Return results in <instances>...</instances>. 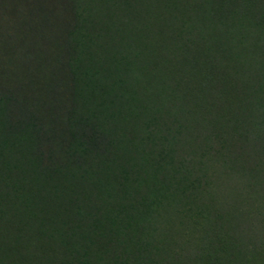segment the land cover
<instances>
[{
	"label": "trees",
	"instance_id": "16d2710c",
	"mask_svg": "<svg viewBox=\"0 0 264 264\" xmlns=\"http://www.w3.org/2000/svg\"><path fill=\"white\" fill-rule=\"evenodd\" d=\"M19 1L0 264H264V0Z\"/></svg>",
	"mask_w": 264,
	"mask_h": 264
},
{
	"label": "rangeland",
	"instance_id": "374dc122",
	"mask_svg": "<svg viewBox=\"0 0 264 264\" xmlns=\"http://www.w3.org/2000/svg\"><path fill=\"white\" fill-rule=\"evenodd\" d=\"M28 11L24 8L19 0H0V71L1 75L14 76V73H6L4 66L9 61L16 59L7 57L8 54H16L19 48L22 50L27 42L26 38H37L36 34L32 35L26 27L28 23ZM35 18V16H34ZM26 24V25H25ZM46 34L44 38H50ZM30 95V93H27ZM26 96V94H25ZM242 258H239L241 262Z\"/></svg>",
	"mask_w": 264,
	"mask_h": 264
}]
</instances>
